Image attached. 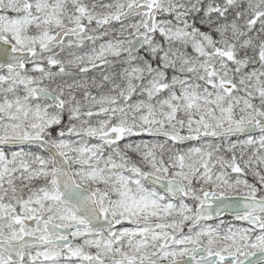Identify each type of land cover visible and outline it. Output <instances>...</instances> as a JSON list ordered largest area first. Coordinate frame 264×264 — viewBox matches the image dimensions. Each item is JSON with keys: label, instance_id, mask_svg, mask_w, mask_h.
<instances>
[{"label": "snow or ice", "instance_id": "snow-or-ice-1", "mask_svg": "<svg viewBox=\"0 0 264 264\" xmlns=\"http://www.w3.org/2000/svg\"><path fill=\"white\" fill-rule=\"evenodd\" d=\"M0 264H264V0H0Z\"/></svg>", "mask_w": 264, "mask_h": 264}]
</instances>
